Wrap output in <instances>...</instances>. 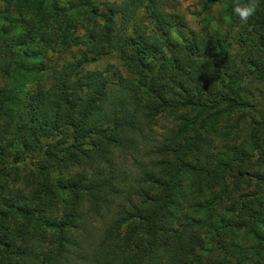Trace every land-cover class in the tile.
I'll list each match as a JSON object with an SVG mask.
<instances>
[{
    "label": "trees",
    "instance_id": "trees-1",
    "mask_svg": "<svg viewBox=\"0 0 264 264\" xmlns=\"http://www.w3.org/2000/svg\"><path fill=\"white\" fill-rule=\"evenodd\" d=\"M170 1L43 0L41 14L49 5L57 17L53 31L33 32L32 20L20 30L15 26L13 37L0 29V62L8 60L0 85L15 74L37 78L11 98L0 88V121L9 120L0 125V264H191L202 241L188 216L180 230L168 224L174 183L183 174L237 179L244 220L215 229L214 247L223 260L241 264L225 227L261 239L255 214L245 207L253 202L251 186L241 184L264 188V126L258 120L264 92L245 85L251 78L264 84V0L247 23L233 14L236 0H200L203 21L214 23L206 37L186 33ZM215 6H223L218 15ZM81 10L88 13L83 34L70 23ZM33 43L35 51L28 49ZM57 45L78 47L80 54L56 66L32 62ZM7 47L11 54L4 58ZM110 55L117 66L88 68ZM10 102L14 113L6 110ZM233 110L242 111L250 151L232 153L228 163L215 161L212 141L203 135L206 121ZM162 113L166 122L158 136ZM254 162L258 170L250 172ZM15 215L24 224L8 227ZM202 258L192 261L214 263L207 253Z\"/></svg>",
    "mask_w": 264,
    "mask_h": 264
},
{
    "label": "rangeland",
    "instance_id": "rangeland-1",
    "mask_svg": "<svg viewBox=\"0 0 264 264\" xmlns=\"http://www.w3.org/2000/svg\"><path fill=\"white\" fill-rule=\"evenodd\" d=\"M42 2L43 0H0V29L2 31L11 30L10 36L13 37V35H16V33L12 31L15 26H17L20 30L22 26L18 25L25 26L26 23H30L32 20L34 21L33 32H40L42 30H48L50 32L57 23V17L50 13L48 9L49 5L44 11L45 15H42ZM170 4L172 8H169V10L178 14L185 21L186 33L196 32L198 34L205 35V37L213 33V20L210 19L208 21H203V17L207 15L203 1L173 0L170 1ZM65 5L66 4L64 3V5L62 4L61 6ZM222 11L223 6H215L214 14L218 15ZM86 17H88V13L86 12V15L84 16V12L81 10L74 13L70 20L71 25L79 27L78 31H80L81 34L85 32L84 28L80 30V26H82L83 20L84 18L86 19ZM41 19L45 22L40 28H37L38 22ZM70 32H73L72 34L74 36L77 31L74 32V29L70 28ZM235 32H237V29ZM28 49L35 51L37 50V45H34V43L28 45ZM78 49L79 48L77 47L76 50L78 51ZM76 50L75 47L71 48V46L67 50H63L61 46L58 47L57 45L54 49H50L48 51L47 57L40 60H34L32 62H42L46 64L47 67L51 65H61L66 62H73L80 54V51L75 54ZM8 54H11V52L7 47L4 58H7ZM108 64L114 66L118 65L115 56H104L95 64V66L91 65L88 68L103 70ZM6 65H8V60L3 59L0 62V80L2 79L1 73ZM119 69L123 72V75H125L124 69L121 68V66ZM36 81L37 78H34L32 75L15 74L14 77H11L8 80V83H2L0 88H5L8 91H6L7 96L11 98L16 91L20 90V87H24V92H26L28 89H31L33 85H35ZM247 82L248 84H245L247 89H257L258 91L264 92V84L259 85L255 83L252 78ZM6 110L9 113H14L17 110V106L11 102L7 103ZM241 114L242 111L233 110L228 113L224 112L221 116H219L217 121H206L207 131H204L203 135L208 136L212 141L210 143L209 151L211 150V154L215 158V161L228 163L233 156L232 153L250 151L249 131L244 125V122L239 121ZM206 115H209V113ZM194 116L195 112L190 114V118H194ZM258 120L264 126V116H259ZM165 122V115L162 113L159 116L158 125L155 126V132L158 136L163 132ZM8 124V118H3L0 121V125ZM189 162L192 163L193 159H189ZM250 168V172H253L254 170L257 171V163L254 162V166L251 165ZM232 170L234 172L232 174L234 176H238L239 170L237 167H234ZM31 171L32 169L27 170L24 173H27L28 175ZM75 172H77V170L71 171L73 174H75ZM69 175L70 174H65L64 180L69 178ZM204 176V179L201 177H195L196 179H194L187 174H183L175 181L168 224H171L169 226L172 228H178L184 221L182 218L188 216L192 228L198 234L200 241H202V248L196 252L193 259L201 260L203 259L202 255L207 253V256L212 257L214 261L213 264H226V262L228 264H232L233 262L237 263V260L234 257H232L233 259L229 257L228 260L230 261L223 260L222 254H219L215 250L216 247H214L216 245V242L214 241L216 232L215 229L218 226H221L224 223L232 224L233 221L244 220V216H240L238 212V193H235L237 187H235L234 184V182H237V179L228 178L229 176L225 179V176H218L214 180V178L209 175ZM243 186H251V192H253L251 200H253V202L251 203L246 200L245 207L248 212L252 211L255 214L257 222L254 226V230L261 239L255 237L252 233L247 231H232L231 233L229 229L230 226L223 229V233H225L224 237H227L225 240L231 242L233 250L236 248L241 264H264V188L261 185L260 190L259 188H255L256 183L253 181L250 185H244V183H242L241 187L243 188ZM24 204L27 203L24 202ZM68 208H71V206ZM85 209V213L89 215L88 218H92L89 219L91 226H95L96 218L93 217L91 213H88L89 210L87 207H85ZM85 213L83 214V217ZM20 215H15L14 219L16 220H13L7 226L15 228L19 226V224H24L23 217ZM181 228L182 227H179L178 230ZM49 230L46 233L52 236L53 243L56 244V234L53 230ZM81 230L80 232L77 230V236L81 234ZM33 232L35 231L32 230V233ZM0 234L2 235L4 232L1 231ZM193 259H189L190 263L197 264L192 261Z\"/></svg>",
    "mask_w": 264,
    "mask_h": 264
},
{
    "label": "clouds",
    "instance_id": "clouds-1",
    "mask_svg": "<svg viewBox=\"0 0 264 264\" xmlns=\"http://www.w3.org/2000/svg\"><path fill=\"white\" fill-rule=\"evenodd\" d=\"M259 8V0H247L242 3L241 0H236L233 6V14L236 15L242 23H247L249 18L254 16Z\"/></svg>",
    "mask_w": 264,
    "mask_h": 264
}]
</instances>
